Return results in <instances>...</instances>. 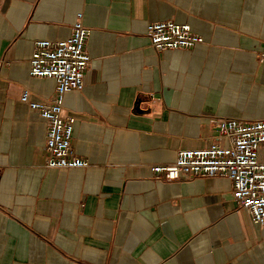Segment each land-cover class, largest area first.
<instances>
[{
  "label": "crops",
  "instance_id": "crops-1",
  "mask_svg": "<svg viewBox=\"0 0 264 264\" xmlns=\"http://www.w3.org/2000/svg\"><path fill=\"white\" fill-rule=\"evenodd\" d=\"M91 29V64L64 98L89 164L45 165V120L21 100L36 39ZM205 42L155 51V21ZM264 117V0H0V264H264V225L228 177L155 179L151 165L210 147L215 119Z\"/></svg>",
  "mask_w": 264,
  "mask_h": 264
},
{
  "label": "built area",
  "instance_id": "built-area-1",
  "mask_svg": "<svg viewBox=\"0 0 264 264\" xmlns=\"http://www.w3.org/2000/svg\"><path fill=\"white\" fill-rule=\"evenodd\" d=\"M82 16L81 12L77 14L69 37L33 42L30 75L56 80L55 94L47 101H32L28 90L21 96L45 120L47 167L89 164L74 151L76 117L64 114L63 109L66 93L84 86L91 64L87 48L91 29L84 24ZM146 34L157 52L190 49L205 42L191 24L173 19L151 23ZM214 122L216 137L210 147L180 150L174 162L151 165L152 176L169 181L198 176L228 177L232 181L236 208L246 210L254 223L264 225V117H223Z\"/></svg>",
  "mask_w": 264,
  "mask_h": 264
}]
</instances>
